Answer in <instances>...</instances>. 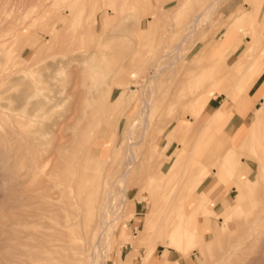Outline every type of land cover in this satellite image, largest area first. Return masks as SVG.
I'll use <instances>...</instances> for the list:
<instances>
[{"label": "rangeland", "instance_id": "rangeland-1", "mask_svg": "<svg viewBox=\"0 0 264 264\" xmlns=\"http://www.w3.org/2000/svg\"><path fill=\"white\" fill-rule=\"evenodd\" d=\"M137 1L139 0H0V110L4 112L0 114V264H87L95 242L86 239L88 198L91 194L97 198L98 209L93 216L96 224L99 220V204L107 199L108 189L112 186L118 193L121 192V186L115 180L126 165L124 143L127 144L128 140L123 137L129 122H139L140 111H146L142 100L143 87L146 88V99L149 100L152 96L150 100L153 103L146 117L149 119L148 128L143 131V127L139 126L134 134L136 140L140 138L137 150L139 160H142L135 164L131 172L127 183V200L124 202L123 197L119 196L116 200L118 205L121 203L122 209L110 226L111 242L104 248L107 253L99 256L96 264H215L212 261L218 256L222 246L218 241L213 242L210 250L206 248L204 254L200 251L203 243L199 236L193 242L183 244V251L161 244L162 238L151 242L147 235L141 237V232L153 223V218L159 217L154 214L147 221V215L154 212L153 207L161 211L168 202L173 205L171 190L175 182H179L180 186L178 200L171 213H175L177 222L182 217L189 220L185 226L193 225L197 228L199 225L212 233L214 227L221 230L225 225L228 231L224 235L227 238L228 234L231 237L232 231L244 222L251 223L253 217L264 214V178L258 174L260 164L251 155V144L242 151L237 148L245 139L248 125L254 119L255 109L260 103L247 114L235 113V97L245 86L229 85L234 75L239 73L238 56L243 49L246 47L249 52H254L247 45L250 44L247 40L237 51L233 50V46L245 35V29L250 27V14L261 0H223L217 4L213 13L204 15V18L209 17V23L198 28L186 40L182 38L188 19L204 9L211 0ZM70 4L73 6V13L67 19L68 22L54 33L50 45L45 42L36 52L34 47L40 40L34 34L39 33L43 40L47 35L50 36L48 26L58 18V12L69 9ZM261 5L264 10V0ZM112 7L117 9V13L110 10L113 17L111 22L100 28L99 37L92 36L89 23L96 21L100 25L105 19V10ZM244 10L247 12L242 13ZM150 11L158 15L153 17ZM262 15L263 11L260 16L264 31ZM141 20L149 23L150 27L147 29L148 25L145 24L144 30L141 29ZM206 26L209 27L206 29ZM231 33H234L232 39L224 44L230 48L224 53L211 52L205 55L209 61L217 57L216 64L210 62L208 68L212 70L211 78L214 77L212 85L217 83L219 89L216 91L217 98L211 99L203 114L212 113L220 125L209 127L202 124L203 114H199L192 105L195 101L191 94L192 88L186 89L177 79L186 74L189 84L196 85L201 79L200 71L197 73L200 53L206 47L213 48L222 34L227 37ZM110 37L113 39L108 40ZM91 38H95L94 42ZM182 41L185 44V55L181 59L183 66L178 77L171 78L169 68L157 74L152 92L145 80L154 72L153 63L167 49ZM90 46L94 48L91 49ZM95 47H98V53L91 60L85 61L82 54ZM133 57H139V60L133 61L138 82L131 83L132 87L121 84V87L116 88V82L111 85L114 80L120 79ZM262 66H257L259 82L252 89V94L264 80ZM16 76L20 77L19 80ZM12 78L15 79L13 82ZM34 79L39 82L35 83ZM29 84L32 90H38L36 95L21 99L22 101L19 98L10 99L15 94H23L25 90L22 88L26 89ZM221 86L229 87L232 94L220 90ZM174 93L180 94V103L176 105L172 102L176 100L172 96ZM39 94L47 99L54 96L52 106L42 112L37 123V126L46 128L48 132L46 136H37L38 139L26 134L22 137L11 123L15 115L11 114L9 108L19 105L21 108L18 111H21L25 101H29L26 105L30 107ZM227 110L231 118L227 123H222ZM187 114L191 117H187ZM18 117L22 116L19 114ZM194 117L198 119L195 121ZM56 122L57 126L54 125ZM196 122L201 125L196 126ZM171 131L177 141L169 149H165L163 146ZM223 133L227 135L228 142L221 153H215V156L211 144L217 142ZM1 137L4 140L18 138H12L14 142L11 148V143L8 144V140L3 142ZM231 140L234 144L232 155L227 152V145L231 144ZM16 141L21 142L22 146L18 147ZM98 141L100 144L111 145V148L116 145L117 149V146L123 145L108 162H102L97 156L82 160L87 154L86 148H94L93 152L96 148H101L96 145ZM179 142L186 151L182 155L178 152L176 159L170 160L168 154L172 153ZM187 152L189 154L186 159ZM69 158H72V163L75 158V174L76 170L78 172L79 162L88 166L87 169L83 165L80 168V174H86L88 180V185L81 194L76 183L77 176L70 177L67 173ZM203 163L208 168L201 179ZM224 164L229 165L237 176L233 178L229 175L227 180H223L221 169L224 171ZM237 184L239 189H236ZM210 186L211 196L207 202L202 195L205 188ZM194 193H200L196 199ZM223 196L227 197L219 201ZM234 198L238 205L228 213H212L217 206L218 211H222L223 207L235 205ZM221 202L223 207L219 204ZM205 205L212 208H206L204 212ZM199 215H204V224H199ZM261 223L262 226L255 230V235L263 238L264 220ZM124 233L129 237L124 236ZM210 240L213 241L209 238L205 243ZM156 244L157 248L154 250ZM164 252H167L170 259L162 256ZM246 256V253L235 249L226 263L246 264L250 258L264 256V243L260 239L256 241L249 250V257ZM252 264L264 262L253 260Z\"/></svg>", "mask_w": 264, "mask_h": 264}, {"label": "bare ground", "instance_id": "bare-ground-1", "mask_svg": "<svg viewBox=\"0 0 264 264\" xmlns=\"http://www.w3.org/2000/svg\"><path fill=\"white\" fill-rule=\"evenodd\" d=\"M139 1H143V0H139ZM139 1H137V2H139ZM222 1L223 0H211V1H209L204 9H202L200 12H198L196 15H194L191 19H188V21L185 25L184 37L182 39L186 40L188 37L193 36L196 33V31L198 30V28H200L201 26L203 27L207 22L209 23V21H207V19L209 17L206 16L207 18H204V15L206 13H209V12L213 13V11H215V9H216L217 4L219 5V3ZM261 4H262V0L259 1V4L256 6V8L253 9V13L250 14L251 23H250V27L245 29V32H244L245 35L242 38H240V40L237 43H235L233 46L234 47L233 50L237 51V50H239L241 44H243L247 40L250 43L247 45L250 46L251 49H254V52H249L246 47L243 49L241 54L238 56V58L240 60L239 73H238V75H234V77H233V79L229 85L234 86L236 84H238V85L243 84L245 86L242 89V91L239 93V95L235 97V101H237L235 113H238L240 115L247 114L250 110H253L256 107V104L258 102L260 103V106L256 107V109H255L254 119L248 125V131L245 135L246 136L245 139L242 141L240 147H237V148L242 151V150H244L245 147H247L249 144H251V148H252L251 149L252 150L251 155L253 157H255L257 159L258 163L260 164V171L258 172V174H260V176L262 178H264V80H263L262 84L257 88L255 93H253V94L251 93L252 89L259 82V75H258V72H256L257 66L259 64L260 65L262 64L263 66L261 68L262 69L264 68V63H262V62H264V31H263L262 18L260 16V13L262 11H263V15H264V10H263V6ZM241 7L243 8L244 6L242 5ZM68 8L69 9H67V10H62V11L58 12V14H57L58 18L55 19L54 21H52V23L48 26L49 28L47 30L49 31L50 36L47 35V37H50V38L45 37V39L43 40V38L40 37L39 33L34 34V36L40 40V42L37 44V46L34 47L36 52H37V50L39 51V49H41V47H43L45 45V42H47L50 45L54 39L53 38L54 33L58 32L59 27L62 24H64L65 22H68L67 19L73 13V9H72L73 6L70 4L68 6ZM177 8H178V6H177ZM111 9L113 10L112 12L117 13V9L115 7H112L110 9L107 8L105 10V19L103 22H101L100 25L96 21H91L89 23V31L91 32L92 36L93 35L98 36V34L100 33L99 32L100 28L106 27L111 22V20L113 19L111 12H110ZM158 11H160V10H158ZM241 12L243 13V12H247V11L244 10ZM157 13H159V12H157ZM150 14L153 17L155 15H158V14H155L154 12H151V11H150ZM43 16H45V15H43ZM159 16H156V17H159ZM137 18H140V17L137 16ZM145 24L148 25L147 29L150 27L149 23L145 22V20H141V25H140L141 29L144 30L143 26ZM208 27L209 26H206L205 28L207 29ZM40 31H43V30H40ZM120 33H121V31H120ZM225 33L227 34V31ZM233 35H234V33H231L229 36L226 37L222 34L220 37V41L213 44V48L212 47L211 48L206 47L200 53L201 54V60L198 61L199 62V68H198L197 73L200 71V78L201 79H199V82L197 81L195 83L196 85H194L193 83L192 84L194 86L189 84L190 81H187L186 74H183V75L181 74L182 77L180 79H177V82L181 83V85H185L186 89L188 87L192 88L191 94L194 96V99H195V101L192 102V105L195 107V109L197 111H199V114H203L204 111L207 110L206 108H207L210 100L212 98H217L216 91L219 90L217 83H216V85H212V83L214 82L212 79L214 77L211 78L212 70H210L208 68L210 62H214L216 64L217 57L215 58V60L209 61V60H207V58H205L206 57L205 55H206V53H211V52L216 53V52L222 51V53H224L228 48H230L228 46H224V44L229 42L232 39L231 37ZM112 37H114V35ZM112 37L107 38V39L108 40L113 39ZM248 38L250 40H248ZM91 39L93 40V38H91ZM154 39H156V37ZM94 40H95V38H94ZM94 40H93V42H94ZM96 40H97V37H96ZM111 41L113 42V40H111ZM111 41H110V43H111ZM183 42L184 41H182L181 43H178L177 45L173 46L172 48L167 49L164 52V54L162 55V57L158 58L153 63L154 72H152L146 78V80L144 79L146 81V83H145L146 86L151 87L152 92H154V83H155V77L157 74H159V73H161V72H163L169 68L170 73H171L170 77L175 78V79H176V77H178V72L180 71V68H182V66H183V64H181V59L185 55V52L183 51V44H184ZM155 43H156V41H155ZM92 46H90L91 49L94 48V47L92 48ZM151 46H152V44H151ZM140 48H141V46H140ZM86 51H89V50H86ZM98 51H99L98 47H95L94 50H92L88 53L82 54L84 56V60L85 61L91 60L92 58H94L95 54L98 53ZM222 53H221V55H222ZM139 57L138 58L133 57L131 62L128 63L129 66L127 68L125 67L126 71L123 70L124 73L122 74L120 79L118 80V78H117V80H114V82L111 85H114V83L116 82V88L121 87V84H123L127 87H132L133 85L131 83L138 82L137 77L135 76L136 65L133 64V61L136 59L139 60ZM246 64H247V67H246ZM136 74H138V71H136ZM220 74H222V73H220ZM252 74H254V75L252 78H250V76ZM23 75L25 76V74H23ZM19 78L17 77L18 80H19ZM17 79H16V81H18ZM25 79H26V76H25ZM14 80L15 79H13L11 81L13 82ZM34 80H35V83L39 82L37 79H34ZM243 85L238 86V87H243ZM176 87L179 88L178 85ZM143 88L144 89H142V90H143L144 95L142 97V100H143V104L145 106L144 108H146V111H145V113H144V109H143V112L140 111V113H139L140 117L138 118L139 122H136V121L135 122L134 121L129 122L128 128H126V130H125V136L123 137V139L128 140L127 144L124 143V148L126 149V157H125V164L126 165L124 166L123 171L116 177V180H115L116 183H118L119 186H121V192H119L120 193L119 194L112 186L108 189L109 195L107 196V199L105 200V202L103 204H99V220L97 221L96 224H94L95 221L93 220V216L95 215V211L98 209L97 198L93 194H91V196L88 198V207H89V213L88 214L89 215L87 217L86 224H85L86 229H87L86 230L87 231L86 239L87 240L90 239L93 242L95 240V242H94V244H92V250H91L89 258L87 260V264H96V261H98L99 256H102V254H104V253L106 255L107 250H106V252L104 251L105 245L108 244L109 242H111V234L109 233V231L111 232L110 226L113 225L112 224L113 221H115V218L118 217L120 210L122 209V206L120 205L121 203L118 205L116 200H117L118 196L123 197L122 201H124V202H125V200H127L128 190H129V188L127 187V183L129 181L131 172L133 171L135 164L136 163L138 164L142 160V159L139 160V152L137 150V147L140 145V140H139L140 138H138L136 140L134 138V134H135V130L137 128L139 129V126L143 127V131H144V129L146 130L148 128V120L149 119H147L146 117H147V114L150 111L151 105L153 103L150 100L152 98V96L149 100L146 99V96H145L146 95V93H145L146 88L145 87H143ZM22 90L23 91L25 90V92L23 94L20 95V93L18 92L19 94H17V95L15 94V96L14 95L11 96L10 99L11 100H17L18 98L20 100L25 99V98L27 99L30 96L36 95V93L38 91L36 89L32 90L31 84H29V86L26 89L22 88ZM183 90L184 89H182V91ZM220 90H224L227 93H229L230 95L232 94L229 87H222L221 86ZM20 92L22 93V91H20ZM172 96L176 99V100H172V102L175 105H176V103L179 104L180 102L178 101V99L180 98V94L174 93V94H172ZM258 96H260L259 99H258ZM53 97L54 96L49 97L47 99V98H43L41 96V94H39V97L34 98L32 105L30 107H27L28 105H26V102H29V101H25L24 103H22L23 105L21 104L22 105L21 111H18L21 108V107H19V105L10 107L9 110L12 111L11 114L15 115V116H13L12 121H11V123L13 124V126L15 128V131H17L18 134L22 135V137L24 134H26V136L33 137L35 139H38L37 136H39V135L40 136H44V135L46 136V134L48 132L47 129L37 126V123H38V118L42 115V112L45 111L48 107L52 106L51 102L53 100ZM167 104H168L167 106L170 107L169 103H167ZM2 113H4L3 110H0V114H2ZM181 113H184V112L181 111ZM228 113H230L229 110H227V115L224 118L222 123H227L228 119L231 118V116ZM19 114L22 117L19 118L18 117ZM187 115H188L187 117H191L189 114H187ZM203 116L204 117L202 119L203 120L202 124L207 125L209 127L219 124V123H217V121H215L216 119L214 118V115L212 113L210 114V112H208V114H206V115L203 114ZM10 117H11V115H10ZM197 117H194L195 121H196V119H198ZM135 119H137V118H135ZM187 123H188V120L185 121L184 127H186ZM54 125L57 126L58 123L56 122ZM195 125L200 126L201 124H198L196 122ZM149 127H150V125H149ZM12 133H16V132L12 131ZM5 135L4 136L2 135V136L5 137ZM142 135H143V133H141V136ZM144 135H145V132H144ZM9 136H10V133H9ZM11 136H12V134H11ZM87 136L89 137L88 134H87ZM3 137H1V139ZM192 137H194V134H192ZM10 138L7 139L8 141L4 140V138H3L2 141L3 142L7 141L8 144L11 143L10 145L12 148V142H14V141H12V138L14 139V138H18V137H10ZM123 139H122V141H123ZM9 140H10V142H9ZM94 140H97V138H94ZM151 140H153V139H151ZM175 140H176V137H175L174 133L171 131V135L168 138L165 145L163 146V148L169 149L171 147V145H173ZM16 142H18V141H16ZM226 142H228V137H227V135H224V133H223V134H221V138L217 142H214L211 144V145H213V149H214L213 154L215 155V153H216V155H218L219 153H221ZM20 143L21 142H18V147H19V145L22 146V144H20ZM93 143H95V141ZM230 143H231L230 145H227V152L232 155L234 144H233L232 140L230 141ZM96 145H99L101 148L100 149L96 148V150L94 152H93L94 148L93 149L92 148H86L87 154H86L85 158H83L82 160H86L89 158L94 159V157L97 156L98 158L101 159L102 162L103 161L108 162L109 160H112L111 159L112 156L119 151V148H121V146L123 144H120L119 146H117L118 149L115 148L116 145L111 148V145L100 144L99 141L96 142ZM150 145H151V143H150ZM185 151H186V149L179 142V143H177L176 148L172 151V153L168 154L169 159L170 160H172L174 158L176 159L178 152H179L178 154L182 155L185 153ZM188 154H189V152L186 153V157H185L186 159L188 157ZM36 161H38V160H36ZM68 161H69V166H68L69 172H67V173L70 177L77 176L76 183L79 185V194H81L84 191V189L86 188V186L88 185V180L86 178V174H80V168L83 164H81L79 162V164L77 166V168L79 167V169H78V172L76 170V174H75V173H73V169H74L73 163L75 161V158H74L73 163H72V158H69ZM228 161H226V162H228ZM204 163H205V161H204ZM204 163L202 166L203 170L201 171V175H200L201 179H202L204 172H206L207 168H208L205 165L206 163L205 164ZM83 168L87 169L88 166L83 165ZM222 168L224 170V171H222V169H221V176H222L223 180H227L226 177L229 175H230V177L237 176V174H235L233 169H230L229 165L224 164L222 166ZM218 174H219V171H218ZM71 175H73V176H71ZM78 179H80V181ZM197 181L199 182L200 180L197 179ZM178 183L179 182H175V184L173 185V188L171 190V193L173 194V205L171 206V204L168 202L166 205L163 206V209L161 211H157V207L155 209L153 207L152 211H154V212L152 215H149L150 217L147 215V221L154 214L156 216L158 214L159 217L153 218V220H152L153 223L151 225H147V227H145V229L141 232V237H144L145 235H147L148 237H150L151 242H154L157 238H162V240L160 241L161 244H165L166 246H170L173 249L183 251V249H185L183 247V244L193 242V240L199 236V238L201 239V242L203 243V247L201 248L200 251L203 253L206 252L205 251L206 248H208L209 250L211 249V245H213V242L218 241L221 243L222 246L220 247L221 248L220 251L215 246L218 249V251L220 252L218 254V256L216 255L215 259L212 261V263L215 262V264L216 263L227 264L226 259L228 258V256L231 255V253L235 249H239L240 251H242V253L247 254L246 257H249L248 256L249 250L252 248V245L256 241H258L260 239L261 242L264 243V236H263V238H261L260 235H255V230L259 226L260 227L262 226L261 222L264 220V214L263 215H257L255 217H253L250 220L251 223L244 222V224H241L238 229H235V231H232L233 233H232L231 237H229V234H228L227 238L224 235V233L226 231H228V229L225 228L226 227L225 225H223V227H221V230H218L216 227H214V230L212 231V233H210V232H208L206 227L200 228L199 225L197 228L194 227L193 225L185 226V223H187V221H189L185 217H182L179 222L175 221V213H171V211L173 210L172 207H174L176 205L177 200H178V189L180 186ZM212 186H210L208 189L205 188V193H203V195H202L204 201H207V199L210 200V196H211L210 194H211ZM239 188H240V186H239V184H237L236 189H239ZM196 189L197 188L195 187V190ZM93 193H95V191ZM197 194H200V193H194V199H196L198 197ZM226 197L227 196H223L219 201H221L222 199H224ZM85 199H87V198H85ZM200 199H201V197H200ZM195 203H197V200L195 201ZM219 204L223 207L222 202ZM236 205H238V202L235 199V205H231L229 207H223L222 211H218V209H217L218 206H217L215 209L212 210V213H215L216 215L226 214L232 208H234ZM208 206L209 205H205L203 207L204 212L206 211V208H209V209L212 208V206L211 207H208ZM112 215H113V217H111ZM165 220H167V221H166L165 226H164L163 223ZM197 220L199 221V224L200 223L204 224L205 223L204 222V220H205L204 215H199V218ZM247 224H249V226ZM215 226H217V225H215ZM220 231H221L222 235H224V236L220 235ZM163 235H165V236L163 237ZM124 236L129 237L125 233H124ZM209 238H212L213 241L210 240L209 243H205L206 240H209ZM107 248H108V246L106 247V249ZM156 248H157V244L155 245L154 250ZM212 250H215V248H212ZM186 254H190V253L186 252ZM214 254H217V253H214ZM118 255L119 256L121 255V251H119ZM162 256L170 259L167 252H164ZM210 258H212V257H210ZM253 260L256 262H259V263L262 261V263H263L264 262V256H262V257L257 256L253 259L250 258V259H248L246 264H252ZM230 264H234V262H231Z\"/></svg>", "mask_w": 264, "mask_h": 264}, {"label": "crops", "instance_id": "crops-1", "mask_svg": "<svg viewBox=\"0 0 264 264\" xmlns=\"http://www.w3.org/2000/svg\"><path fill=\"white\" fill-rule=\"evenodd\" d=\"M211 101V100H210Z\"/></svg>", "mask_w": 264, "mask_h": 264}]
</instances>
